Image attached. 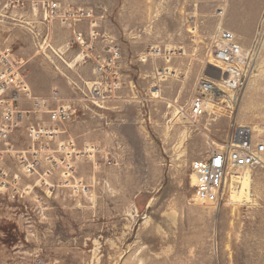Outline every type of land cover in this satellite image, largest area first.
<instances>
[{
    "label": "rangeland",
    "instance_id": "rangeland-1",
    "mask_svg": "<svg viewBox=\"0 0 264 264\" xmlns=\"http://www.w3.org/2000/svg\"><path fill=\"white\" fill-rule=\"evenodd\" d=\"M35 1L0 0V51L36 97L70 105L60 138L78 153L68 182L39 169L23 197L0 193V264H264V163L236 204L195 203L190 171L232 125L264 138V0ZM220 31L247 72L232 106L191 125L180 112Z\"/></svg>",
    "mask_w": 264,
    "mask_h": 264
},
{
    "label": "built area",
    "instance_id": "built-area-1",
    "mask_svg": "<svg viewBox=\"0 0 264 264\" xmlns=\"http://www.w3.org/2000/svg\"><path fill=\"white\" fill-rule=\"evenodd\" d=\"M42 3L46 4L49 15H56L63 0ZM75 38L77 43L83 42L81 35ZM212 54L221 76L214 78L201 73L196 79L189 102L180 112L191 125L214 113L221 103L230 101L232 106L235 100L226 101L224 97L239 91L247 72L248 53L237 45L231 33L219 32ZM21 67V61L15 60L10 48L0 51V193L10 199L26 194L27 186L20 188L23 179L38 174L39 169L43 171L38 174V182L49 185L58 169H64V174L59 175L68 182L72 179V159L78 153L71 136L60 138L74 111L70 105L51 107L53 101L61 102L56 92L50 99L36 97ZM46 160L48 165L41 168ZM263 163L264 138L250 126L232 125L222 143L211 142L204 155L191 162L194 194L204 202L219 205L227 197L230 186L240 185L245 174L251 176Z\"/></svg>",
    "mask_w": 264,
    "mask_h": 264
},
{
    "label": "bare ground",
    "instance_id": "bare-ground-1",
    "mask_svg": "<svg viewBox=\"0 0 264 264\" xmlns=\"http://www.w3.org/2000/svg\"><path fill=\"white\" fill-rule=\"evenodd\" d=\"M211 59H213V62L215 64L214 55H212ZM205 75H207L208 77L218 78V77L221 76V73H220L219 69L217 68V65L215 64L214 65V69L212 70V72L210 74L206 73ZM231 95H232L231 93H229L227 96L225 95L224 99L226 101H229L230 98H231ZM249 180H250V175L245 174V178L240 182V185H238V186H230L229 187V189L227 191V195H229V200L230 201H232L233 203L236 204V203H239L241 201L248 200V198H249V189H248ZM191 185L193 187L195 185V181H194L193 176H191ZM192 199H193V201L195 203H198L200 205H212V204H214L213 202H204V201H202L195 194L192 195Z\"/></svg>",
    "mask_w": 264,
    "mask_h": 264
}]
</instances>
